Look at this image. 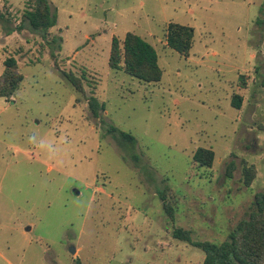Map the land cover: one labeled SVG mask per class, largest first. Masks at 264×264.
<instances>
[{"label":"rangeland","instance_id":"1","mask_svg":"<svg viewBox=\"0 0 264 264\" xmlns=\"http://www.w3.org/2000/svg\"><path fill=\"white\" fill-rule=\"evenodd\" d=\"M47 1L56 24L33 30L29 0H0V62L13 56L23 75L0 98V264H201L173 230L220 243L264 192V0ZM169 23L194 29L187 57L167 46ZM128 32L155 48L159 82L109 68L112 37ZM61 71L84 78V96ZM200 147L210 169L191 164Z\"/></svg>","mask_w":264,"mask_h":264},{"label":"trees","instance_id":"2","mask_svg":"<svg viewBox=\"0 0 264 264\" xmlns=\"http://www.w3.org/2000/svg\"><path fill=\"white\" fill-rule=\"evenodd\" d=\"M28 10L24 18L33 30H48L55 26L56 16L50 11L47 0H29ZM4 14L0 10V18ZM194 29L178 23H169L166 32V43L169 48L180 55L187 57L193 44ZM0 74V98L7 102L13 101L16 92L20 89L23 75L18 62L13 56L6 57ZM108 66L112 70L123 71L130 77L143 83H157L162 78V69L158 65V55L155 48L140 36L128 32L122 40L113 36L111 39ZM63 78L72 90L79 95H85L84 78L72 72L61 71ZM88 109L93 118H99L105 106L91 95L86 98ZM234 108L241 106V97L233 96ZM107 132L118 146L124 150H133L135 137L113 126ZM131 158L137 162V155L131 153ZM214 160V152L207 148H197L192 155L191 164L196 169H210ZM229 174L233 170L232 164L228 167ZM256 175L253 166L243 168V183L249 187ZM168 190L159 191L163 210L170 221H174L175 207L166 202ZM253 209L247 219L240 220L229 232L226 239L220 243L210 241H193L191 232L182 228H175L174 238L189 243L204 253L201 264H264V192L254 195Z\"/></svg>","mask_w":264,"mask_h":264},{"label":"crops","instance_id":"3","mask_svg":"<svg viewBox=\"0 0 264 264\" xmlns=\"http://www.w3.org/2000/svg\"><path fill=\"white\" fill-rule=\"evenodd\" d=\"M3 60L0 62V64H1V72H0V74L2 73V70H3V65H2ZM79 251H80V249H78V248L77 249H74L75 254L72 256L74 259H79L78 258Z\"/></svg>","mask_w":264,"mask_h":264},{"label":"water","instance_id":"4","mask_svg":"<svg viewBox=\"0 0 264 264\" xmlns=\"http://www.w3.org/2000/svg\"><path fill=\"white\" fill-rule=\"evenodd\" d=\"M76 194H78V192L76 191ZM72 253H74V249L72 250Z\"/></svg>","mask_w":264,"mask_h":264}]
</instances>
